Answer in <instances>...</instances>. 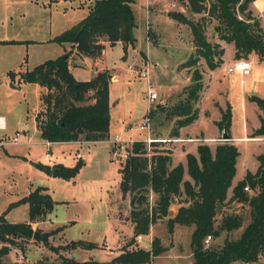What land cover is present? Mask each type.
<instances>
[{
    "label": "trees",
    "instance_id": "1",
    "mask_svg": "<svg viewBox=\"0 0 264 264\" xmlns=\"http://www.w3.org/2000/svg\"><path fill=\"white\" fill-rule=\"evenodd\" d=\"M191 13L207 12L216 19L218 38L234 46L235 60L255 54L264 59V32L259 17L250 9L255 0H186ZM134 0H94L89 3L87 15L78 23L51 38L59 44L68 43L63 55L45 60L30 69L8 71L10 80L16 84L36 83L46 87L41 94V109L36 113L41 139L54 142H96L109 139L111 112L109 84L111 75L107 70L96 72L92 79L79 81L69 70V58L73 52L79 55L98 57L104 42L117 41L135 44L133 29L136 26L133 12ZM264 14V12H263ZM174 20L186 24L192 35L194 51L180 65L196 67L201 58L209 69L222 62L224 49L218 43L207 40L204 23L187 17L183 12L170 14ZM203 19V18H202ZM18 41H0L17 43ZM144 56V53H142ZM202 73L195 68L187 85L185 101L176 106V119L170 134L179 135V129L192 123L198 116V108L191 102L199 99L202 90ZM262 110L260 125L251 137L264 136V98L249 96ZM221 118L216 121L219 130L229 133L231 106L226 103L220 108ZM230 138V136H229ZM161 141L147 146L134 141L128 157L122 161L120 189L128 194V218L132 226L130 240L120 248L118 254L107 262L93 260L87 264H148L165 251L158 237H152L150 248L134 247L138 235H146L150 227L167 217V229L172 233L175 226H193L190 235L193 259L189 264H233L256 262L264 252V152L256 156L255 172L247 171L244 177L232 186L239 156L237 146L223 141L211 148L199 143L197 155L186 153V165L172 166V150L160 145ZM83 165L78 160L73 166L40 165L47 172L63 179L73 178ZM53 168V170H52ZM185 173L189 179H185ZM247 187L249 190H245ZM231 196L228 198V191ZM249 191H252L251 193ZM150 194L155 196L150 204ZM176 211L168 216L173 202ZM227 200L245 202L249 207V221L239 237H225L220 247L203 244L207 235L216 237L221 232L241 228L242 218L237 213L226 214L215 225V216ZM28 205V221L9 222L0 214V241L15 244L16 239H31L34 236L32 222L43 221L56 203L44 186H37L22 198L9 203L8 209L20 204ZM60 229V228H58ZM39 240L46 241L42 236ZM45 243V242H44ZM73 247L88 249L97 247L94 242L76 240ZM9 252L7 245L0 247L2 257ZM19 264V263H8ZM73 264H78L74 262Z\"/></svg>",
    "mask_w": 264,
    "mask_h": 264
},
{
    "label": "rangeland",
    "instance_id": "2",
    "mask_svg": "<svg viewBox=\"0 0 264 264\" xmlns=\"http://www.w3.org/2000/svg\"><path fill=\"white\" fill-rule=\"evenodd\" d=\"M79 1L82 0H0V40L23 41L0 43V115L5 116L8 125L5 130L6 134H0V140L8 141L16 130H29L30 137L32 136L31 138L36 140L35 143L28 145L7 143L4 147L0 146V214H4L9 222L27 220L28 207L25 204L9 209L8 205L27 195L37 186L46 187L47 192L56 201L53 210L47 214L45 219L34 224V236L31 239H16L15 244L0 241V247L4 245L9 247V252L1 259L2 264H73L74 262L87 264L93 260L107 262L118 254L120 248L131 238L132 229L128 221V194L123 195L120 189L121 174L119 169L122 161L113 157L111 151V139L115 133L126 137L124 129L113 125L110 129V138L107 141L81 144L58 142L47 146L42 142L44 140L39 135L38 123L35 119L36 113L42 107L37 89L30 86L32 84L29 83L11 88L12 81L8 71L30 69L47 57L56 58L63 55L62 47L64 48L66 45L54 42L50 38L61 33L66 29L65 27L68 28L78 20L80 11L77 5ZM255 2H252L249 7L253 14L259 17L264 32V14L259 11L258 7H255ZM149 7L161 15L158 18L160 21L165 18L169 19L161 24L162 29L172 31L174 25L181 28L179 37L183 41L188 38V26L166 17L178 11L195 21L203 22L207 40L214 43H218L220 40L215 30L216 19L210 17L207 12L191 13L186 0H152ZM133 8L138 25V35H146V0H134ZM150 36H152L151 33ZM154 39L156 40L155 35L152 40L155 44ZM175 43L176 41L169 43L170 45L163 48L151 47L152 54L158 57L163 65L160 68V77L162 76L164 80L163 92L167 96L164 107H161L160 111L157 109L153 111L152 137L159 141L163 139L164 141H161L160 145L174 149L180 147L181 142H177L178 139L170 134L172 128L170 121L176 119L175 108L178 103L185 101L188 94V87L186 85L182 87L184 78L180 76L179 72H176L181 69L177 63L189 56L184 44L176 46ZM173 66L175 68H172ZM206 66V62L201 58L196 67L189 68L190 77L195 68H198L200 72L207 73ZM244 76L236 73L226 74L224 69H221L219 78L222 83H230L238 91L241 80L245 79ZM123 82L125 83H120L121 88L115 83L112 85V94L118 96L125 84L131 86L132 99L131 96L128 98L131 99V106L134 108L132 119H135L147 104L146 92H144L145 81L136 79L129 83ZM201 82L203 85V80ZM247 85H245L246 91ZM259 85L264 88V82ZM202 92L203 90L198 92L199 99L196 102H191L192 107H196L198 110ZM217 94V91H209L208 95L204 97V108L211 113L213 111L212 95L216 97ZM234 99L236 98L234 97ZM158 100L159 97L152 102L153 108ZM39 105L40 108H38ZM120 107L122 109L116 105L114 111L119 112L118 110H120V116L125 117L126 115L127 117L126 109L131 110V108H127L125 102ZM234 107L235 112L231 115V121L234 127L241 129L239 100L236 99ZM197 124L189 126L185 131H190L193 134H198L200 131L211 132L210 118L202 117ZM141 133L144 134L145 130ZM131 136L138 138L140 135L133 132ZM239 147L241 155L238 161L237 177L241 174L242 169L256 167L258 161L255 160V153L262 151L257 144L252 142L240 143ZM192 149L194 148H189V151ZM47 150H49L48 154ZM193 151L196 152V150ZM185 152L186 150L179 149L174 153V156L176 159H182ZM78 160H82L83 165L78 173L70 179L54 176L40 167V165H48V162H51L49 166L51 164L73 166ZM231 194V189H229L228 198ZM154 200L155 196L150 194V204H153ZM178 203L177 200L173 202L170 208L172 213L168 216L176 211ZM232 213H237L242 218L241 228L231 232L223 231L216 237L212 236L209 243L203 242L205 247H220L225 237L231 239L239 237L243 227L249 221L247 203L227 200L215 216V225L220 223L223 216ZM166 221L167 217H163L150 227L152 236L160 239L165 251L148 264H189L193 259L190 242L193 226L176 225L173 232L169 233ZM41 236L42 239H46L45 243L39 240ZM150 239V236L144 237L141 243L134 241L130 247L146 248L147 246L150 248ZM76 240L94 242L97 247L88 249L73 247L71 243ZM233 264H264V252L256 262H235Z\"/></svg>",
    "mask_w": 264,
    "mask_h": 264
},
{
    "label": "crops",
    "instance_id": "3",
    "mask_svg": "<svg viewBox=\"0 0 264 264\" xmlns=\"http://www.w3.org/2000/svg\"><path fill=\"white\" fill-rule=\"evenodd\" d=\"M93 1L94 0H82V1L78 2L77 6H78L79 11H80L79 17L77 18L78 20L75 23L71 24L68 28H70L74 24L78 23L81 19H83L87 15V12H88L87 6L89 5V3L93 2ZM151 1L152 0H146V9H147V14H146L147 20H146V25H145L146 35L145 34L138 35L139 34L137 32V26L138 25L136 22L135 11L133 8L135 23H136V26L133 29V34H134V37L136 39L134 45L127 44L126 49H124L123 43H121L120 41H117L113 44H110L109 42L105 41L103 43L104 48L101 52V55L98 57L79 55V54H76L75 52H73L69 58V70L72 73V75L75 77V79H77L79 81H87V80L92 79L93 76L98 71L107 70L110 73L111 81L109 84V105H110V112H111V123H110V128H109V138H110V129L113 127V125H116L117 128L125 129V127L127 125L134 124V123L140 121L144 117V115L147 113V110H148V104H146L143 107V110L138 114V116L135 119H132L134 108L131 106V99H132V93H131V89H130L131 86H128L129 84H125V86L122 87L119 95L113 96L112 85L115 83V85H119V87L121 88L120 83H125L123 81H127L129 83L133 80L139 79V80L145 81V84H144V86H145L144 90L145 91L144 92H146L148 85L154 91L160 92L159 94L157 93L159 100L156 103V105L154 106L155 108H152V111L150 112L151 122H152L153 111L155 109L160 111V108L164 107L165 101L167 100V96L163 92L164 80L162 79V76L160 77V75H161L160 74V72H161L160 68L163 65L161 64L158 57H155L154 54H152L151 47L157 46L159 48H163V47H166V45H170L169 43L176 41V43H175L176 46L184 44V46L186 48V52L189 55L195 49V47L193 46L192 35H191L189 28L187 29L188 38L185 41H183V39H180V37H179L180 31H182L181 28L175 27V25H174L175 28L173 27L172 31H168V30L162 29L160 27L162 23L169 21V19L165 18V19L160 21L158 18H160L161 15H159L157 12H155V10H152L151 7H149V5H151ZM255 1H258V0H255ZM133 5H134V3H133ZM255 7L257 8L256 5H255ZM259 11L264 12V9L263 10L259 9ZM166 17L173 19L170 16H166ZM173 21H175V20L173 19ZM172 24H173V22H172ZM65 28L68 29L67 27H65ZM66 29H64V30H66ZM150 33L152 34V36H150ZM147 35H148L149 39H147ZM154 35L156 38V40L154 39L155 44L152 42ZM169 36H170V38H168ZM10 40H14V41H18V42L22 41V40H15V39L0 40V41H10ZM170 40H172V41L170 42ZM218 43H220L221 48L224 49V53L221 57V59H222L221 64L214 69H209L206 66L207 67V73L201 71L203 74V78H202V80H203L202 95L203 96L201 95V98H200L201 103L198 105L199 106V112H198L197 119H195L189 125L181 127L179 129V135L177 137H174V138L178 139L177 142H181V146L176 148V149L170 148V147L169 148L172 150V166H176L178 163H181L185 166L186 165V153L190 152V153L197 155V146L199 143H206L211 148H214L217 143L223 142V141H228V142L235 144L239 150V156L237 157V160H236V171H235V175H234L233 180H232V186H234L239 180H241L244 177V175L246 174L247 171H250L253 173L256 171L257 166H258V164H257L256 167H254L253 169H249V168L242 169L241 174L239 175V177H237L238 176V161H239V157L241 155L240 147H239L240 143H251L252 142V143L257 144L258 147H260V149L262 151H260L259 153L258 152L255 153L256 162H257L256 156L258 154L264 152V136L251 137L252 131L257 129L260 125V116L262 115V110L260 109V107L257 105L256 102L251 101L249 99V96H252V95H256L260 98H264V88L261 85H259L262 82H264V59L260 60L258 58V56L255 54L249 55V58H247V59L251 62V70H250V73L248 75L244 76L245 79L243 80V83L239 84L238 91H237L233 87V85H231L230 83L229 84L222 83V81H220L221 79L219 78L220 70L224 69V73H226L225 67L235 60V58H234V51H235L234 46L232 43H226V42L221 41V40H219ZM65 45L66 46L64 48L62 47V49H63L62 52H64L65 49H69L70 45L67 43ZM153 51H156V50L153 49ZM142 53H144V56L142 55ZM48 59H53V58L47 57L46 59H44V61L48 60ZM186 59L187 58L185 57L184 60L183 59L180 60L179 63H177V66L181 67L180 65ZM44 61H42V62H44ZM42 62H40V63H42ZM40 63H38V64H40ZM199 63H200V61H199ZM147 66L149 69L148 79L145 77H141V75H140L141 71H143ZM172 68H175V66H173ZM184 69H186V70H184ZM188 70H189L188 67H181V69L176 70V72H179L180 76L182 78H184V84L182 85V87L185 85L187 86V84L190 82V72H188ZM185 71H187V72H185ZM29 84H32L30 86H34V88L37 89L38 95L40 97H41V94H45L47 92V88H45L43 86H40L36 83H29ZM246 84H248L247 85L248 86L247 91H246V87H245ZM20 86H22V85L11 82V88H17ZM209 91H215V92L217 91L218 92L216 97L212 95V103H213L212 104V106H213L212 113H213V115H212L211 111L204 108V97L206 95H208ZM130 96H131V99L128 98ZM145 96H146V94H145ZM234 97L237 100H239L241 129L234 127L233 122L231 121L230 129H229V133H228L230 138L228 140H224V139H222V132L219 130V128L216 124V121L220 120V118H221L220 108H225L226 103L230 104L231 115H233V113L235 112L234 106H235V102H236V99H234ZM123 102L126 103V105L128 106L127 108H131V110L125 108L127 115H128L127 117H126V115H125V117H121L120 116V110H118L119 112L114 111V107L117 105V106H119V108H121L120 106L123 104ZM38 108H40V105ZM202 117L211 119L212 128H211L210 133L200 131L198 134H196V133L193 134L190 131H185L191 125H198L197 123L202 119ZM0 119H2V121L5 125L4 129H0V134L4 135V134H6L5 130L7 129L8 125L6 123V118L4 115H0ZM173 121H175V120L170 121L171 127L173 126V123H174ZM17 131H19V132L22 131L21 133L26 134L27 138H23V140H25V141L29 140V141H31V143L36 142L35 139L31 138L32 136L30 137L29 130H16L15 132H17ZM115 134H117V133H115ZM139 135L140 136H138V138L145 136L146 134H139ZM149 135L152 136V123H151V130L149 132ZM125 136L127 137V133L125 134ZM103 141H107V140H103ZM42 142H44L47 146H51L53 144V143H50L49 141H46V140H44ZM71 142L76 143V144H79V143L80 144L81 143H95V142H85V141H71ZM96 142H99V141H96ZM54 143H58V142H54ZM21 144H26V143L24 142ZM1 147H4V145ZM192 147L194 149L189 151V148H192ZM179 149L186 150L185 156L182 159H176L174 156V153L179 151ZM193 150H196V152ZM47 151L49 152V150H47ZM48 163H49L48 165H50L51 162H48ZM52 165H54V164H51V166ZM184 178L189 179V177L186 173L184 175ZM22 197H20V198H22ZM20 198H18V199H20ZM18 199H16V200H18ZM128 200H129V196H128ZM25 205L28 207V205L26 203H25ZM5 218L8 221L7 217H5ZM25 221H28V219ZM25 221H23V222H25ZM37 223H39V222H37ZM129 223H130V221H129ZM34 224H36V222L31 223L32 227L34 226ZM131 229H132V226H131ZM147 236H150V238H151L150 241H151L153 236H152L150 231L148 234L143 235V238L147 237ZM146 248H149V247L146 246Z\"/></svg>",
    "mask_w": 264,
    "mask_h": 264
},
{
    "label": "built area",
    "instance_id": "4",
    "mask_svg": "<svg viewBox=\"0 0 264 264\" xmlns=\"http://www.w3.org/2000/svg\"><path fill=\"white\" fill-rule=\"evenodd\" d=\"M147 39L148 35H147ZM251 70V62L247 59V58H241V59H237L234 60L232 63L228 64L225 67V71L227 74H240L242 76L244 75H248L250 73ZM141 77H145L148 79L149 77V69L148 66L141 71L140 73ZM241 83H243V80H241ZM146 98H147V104H148V110L147 113L144 115V117L134 123V124H130L127 125L125 127V132L127 133V137H122L120 134H114L113 138L111 139V143H112V147H111V151H112V156L113 157H117L119 158L121 161H124L128 155H129V150L128 148H130V146L132 145V143L134 141H142L143 143H145L147 146H149L152 142L155 141H159V139H156L152 136L149 135V132L151 130V116H150V112L152 111V102H154L157 98V92L154 91L151 87H147L146 90ZM5 125L2 121V119H0V129H4ZM145 130L146 134L145 136H142L140 138H132L131 135L133 132H137L138 134H142L141 132ZM23 138H27L25 133H21L19 131L15 132L14 135L12 137L9 138L8 141H1L0 140V146H3L7 143H12V144H20V143H26V144H30L31 141L27 140H23ZM161 141H164L163 139H161ZM48 154V151H47ZM46 154V156H47ZM245 190H249L247 187H245ZM143 239L142 235H138L135 238V241L141 243V240ZM211 239V235H207L204 238V243H209Z\"/></svg>",
    "mask_w": 264,
    "mask_h": 264
},
{
    "label": "water",
    "instance_id": "5",
    "mask_svg": "<svg viewBox=\"0 0 264 264\" xmlns=\"http://www.w3.org/2000/svg\"><path fill=\"white\" fill-rule=\"evenodd\" d=\"M222 139H224V140H228L229 139V135L227 134V132H223L222 133ZM52 170H53V168H52ZM172 213V211L171 210H169L168 211V214H171ZM36 235V234H35ZM82 264H86L85 262H83Z\"/></svg>",
    "mask_w": 264,
    "mask_h": 264
},
{
    "label": "bare ground",
    "instance_id": "6",
    "mask_svg": "<svg viewBox=\"0 0 264 264\" xmlns=\"http://www.w3.org/2000/svg\"><path fill=\"white\" fill-rule=\"evenodd\" d=\"M256 3V5H257V7L259 8V9H261V10H263L264 9V1L263 0H258V1H256L255 2Z\"/></svg>",
    "mask_w": 264,
    "mask_h": 264
}]
</instances>
